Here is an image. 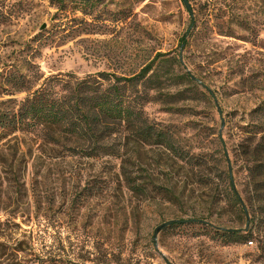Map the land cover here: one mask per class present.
<instances>
[{
	"label": "rangeland",
	"instance_id": "obj_1",
	"mask_svg": "<svg viewBox=\"0 0 264 264\" xmlns=\"http://www.w3.org/2000/svg\"><path fill=\"white\" fill-rule=\"evenodd\" d=\"M208 1L188 0L191 27L183 0H0V101L27 94L6 82L27 62L42 74L35 88L52 73L126 76L161 52V87L144 109L174 136L173 151L117 135L119 157L63 139H3L0 240L80 264H264V201L240 158L264 126L253 110L264 100V0ZM221 1L232 35L217 33L206 8ZM235 13L249 27L232 23ZM124 173L144 191L128 190ZM224 228L252 241L223 242Z\"/></svg>",
	"mask_w": 264,
	"mask_h": 264
},
{
	"label": "trees",
	"instance_id": "obj_2",
	"mask_svg": "<svg viewBox=\"0 0 264 264\" xmlns=\"http://www.w3.org/2000/svg\"><path fill=\"white\" fill-rule=\"evenodd\" d=\"M217 1L211 0L212 5ZM190 5L186 7L191 27H194L198 20L197 11ZM225 5L231 8L230 3L225 2ZM223 7L222 1L217 8L206 5L217 33L232 35L230 29L223 28L227 15ZM233 15L230 20L232 23L249 27L244 17L237 13ZM32 51L37 53L38 49L32 47ZM160 55L164 53H156L138 72L126 76L105 70L79 76L73 72L52 73L44 77L35 88H32L34 81L39 80L42 74L34 62H27L24 67L27 73L13 71L7 75L6 82L11 87L8 91L28 92L17 100L6 98L0 101V142L21 133L32 139L37 136L46 138L53 143H59L60 139L72 141L74 146L84 148L86 155L91 157H119L120 147L116 145V136L119 135L124 136L127 142L162 144L174 151V136L161 122L150 119L144 109L145 104L154 99L155 91L161 87L159 80L162 74L154 66ZM184 76L187 77L186 74ZM253 110L264 117V100ZM250 135L253 138L242 145L240 158L244 160V173L257 191L258 200L264 201V126L254 125ZM71 149L76 150L75 147ZM177 154L185 158L188 152ZM228 176L229 188H232L234 184L231 175ZM124 177L128 190L137 193L144 191V186L134 177L125 173ZM237 200L242 205L239 197ZM220 236L223 242L240 243L252 241L250 238L253 235L234 228H224ZM32 249V245H28L24 238L12 242L0 240V264H80L75 256L62 257L55 250L36 253Z\"/></svg>",
	"mask_w": 264,
	"mask_h": 264
},
{
	"label": "water",
	"instance_id": "obj_3",
	"mask_svg": "<svg viewBox=\"0 0 264 264\" xmlns=\"http://www.w3.org/2000/svg\"><path fill=\"white\" fill-rule=\"evenodd\" d=\"M183 2H184V4H186L187 6H189V4H187V1H186V0H183ZM45 26H46V24H42V25L39 27V29L41 30V29L45 28Z\"/></svg>",
	"mask_w": 264,
	"mask_h": 264
}]
</instances>
